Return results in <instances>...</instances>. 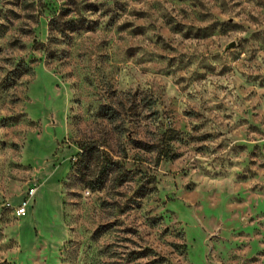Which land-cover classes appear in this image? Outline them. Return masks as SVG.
I'll use <instances>...</instances> for the list:
<instances>
[{
    "label": "rangeland",
    "instance_id": "obj_1",
    "mask_svg": "<svg viewBox=\"0 0 264 264\" xmlns=\"http://www.w3.org/2000/svg\"><path fill=\"white\" fill-rule=\"evenodd\" d=\"M0 264H264V0H0Z\"/></svg>",
    "mask_w": 264,
    "mask_h": 264
},
{
    "label": "built area",
    "instance_id": "obj_2",
    "mask_svg": "<svg viewBox=\"0 0 264 264\" xmlns=\"http://www.w3.org/2000/svg\"><path fill=\"white\" fill-rule=\"evenodd\" d=\"M35 194H36L35 188L32 187V188H30V190H28V193L24 197L21 204L18 205L17 207H14L16 215H18V216H25L26 215L27 207H28L31 199L35 196Z\"/></svg>",
    "mask_w": 264,
    "mask_h": 264
},
{
    "label": "trees",
    "instance_id": "obj_3",
    "mask_svg": "<svg viewBox=\"0 0 264 264\" xmlns=\"http://www.w3.org/2000/svg\"><path fill=\"white\" fill-rule=\"evenodd\" d=\"M171 139L174 138V136L172 135L170 137ZM166 146L164 147L165 149H161V154L164 157H168V158H173L177 156V153L174 152L173 148L171 147L170 144H165Z\"/></svg>",
    "mask_w": 264,
    "mask_h": 264
},
{
    "label": "water",
    "instance_id": "obj_4",
    "mask_svg": "<svg viewBox=\"0 0 264 264\" xmlns=\"http://www.w3.org/2000/svg\"><path fill=\"white\" fill-rule=\"evenodd\" d=\"M234 45H235V43L232 42V43H230V44L228 45V47H229V48H232Z\"/></svg>",
    "mask_w": 264,
    "mask_h": 264
}]
</instances>
